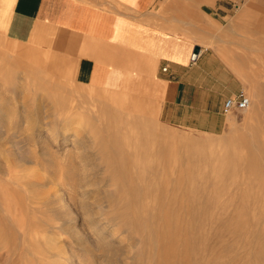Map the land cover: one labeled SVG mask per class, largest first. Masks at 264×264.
<instances>
[{
    "label": "rangeland",
    "instance_id": "374dc122",
    "mask_svg": "<svg viewBox=\"0 0 264 264\" xmlns=\"http://www.w3.org/2000/svg\"><path fill=\"white\" fill-rule=\"evenodd\" d=\"M12 5L0 0V264H264V91L220 135L171 128L148 97L74 80L39 47L24 56L4 35Z\"/></svg>",
    "mask_w": 264,
    "mask_h": 264
},
{
    "label": "crops",
    "instance_id": "0c3cea01",
    "mask_svg": "<svg viewBox=\"0 0 264 264\" xmlns=\"http://www.w3.org/2000/svg\"><path fill=\"white\" fill-rule=\"evenodd\" d=\"M4 35L74 80L152 99L175 129L220 135L224 102L264 91V0H13Z\"/></svg>",
    "mask_w": 264,
    "mask_h": 264
},
{
    "label": "built area",
    "instance_id": "2783aa9c",
    "mask_svg": "<svg viewBox=\"0 0 264 264\" xmlns=\"http://www.w3.org/2000/svg\"><path fill=\"white\" fill-rule=\"evenodd\" d=\"M198 53L196 55L192 54V59L194 60L197 57ZM250 105V100L244 94L241 92L238 96L235 98H229L224 102L223 105V112L225 114H228L232 111H244L246 110Z\"/></svg>",
    "mask_w": 264,
    "mask_h": 264
},
{
    "label": "bare ground",
    "instance_id": "6f19581e",
    "mask_svg": "<svg viewBox=\"0 0 264 264\" xmlns=\"http://www.w3.org/2000/svg\"><path fill=\"white\" fill-rule=\"evenodd\" d=\"M135 99H136V97H135ZM251 104V103H250ZM250 106L251 105H249V107L246 109V110H244V111H247L248 109H250ZM111 139V138H110ZM114 139V138H113ZM112 140V139H111ZM106 141V140H105ZM113 142V141H112ZM108 143V142H107ZM117 143V142H116ZM122 143V142H121ZM106 144V143H105ZM109 145V144H108ZM108 147V146H107ZM123 159V158H122Z\"/></svg>",
    "mask_w": 264,
    "mask_h": 264
},
{
    "label": "water",
    "instance_id": "95a60500",
    "mask_svg": "<svg viewBox=\"0 0 264 264\" xmlns=\"http://www.w3.org/2000/svg\"><path fill=\"white\" fill-rule=\"evenodd\" d=\"M197 52H198V48H195V49H194V52H193V55H196Z\"/></svg>",
    "mask_w": 264,
    "mask_h": 264
}]
</instances>
